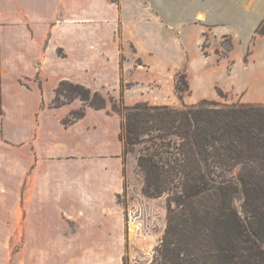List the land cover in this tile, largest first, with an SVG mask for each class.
<instances>
[{
  "label": "crops",
  "instance_id": "1",
  "mask_svg": "<svg viewBox=\"0 0 264 264\" xmlns=\"http://www.w3.org/2000/svg\"><path fill=\"white\" fill-rule=\"evenodd\" d=\"M263 19L264 0H0V264H121L127 166L109 96L122 81L127 105L144 85L174 89L205 29ZM254 65L264 83V60ZM61 80L106 106H52Z\"/></svg>",
  "mask_w": 264,
  "mask_h": 264
},
{
  "label": "trees",
  "instance_id": "2",
  "mask_svg": "<svg viewBox=\"0 0 264 264\" xmlns=\"http://www.w3.org/2000/svg\"><path fill=\"white\" fill-rule=\"evenodd\" d=\"M263 24L255 32L264 34ZM126 86L122 81L120 96H109L121 118L123 159L139 146L142 194L166 197L158 264H264V104L204 98L180 107L127 105ZM174 89L179 98L190 89L184 72L176 73ZM75 98L106 106L100 92L68 80L58 83L52 106ZM83 114L74 110L63 123Z\"/></svg>",
  "mask_w": 264,
  "mask_h": 264
},
{
  "label": "rangeland",
  "instance_id": "3",
  "mask_svg": "<svg viewBox=\"0 0 264 264\" xmlns=\"http://www.w3.org/2000/svg\"><path fill=\"white\" fill-rule=\"evenodd\" d=\"M218 27L221 29H205L201 42L192 44L188 50L190 55L182 50V64L172 79L175 83L178 71L186 74L190 89L183 93L182 98L178 97L173 87L165 91L164 84L160 92L157 85L150 83L144 85L143 97L136 92L132 99H137L138 94L140 100L150 104L176 107L194 104L204 98L264 104V83L254 80L258 75L254 64L264 60V34L255 32L256 27L227 29L230 26L226 24ZM165 78H171L170 74H166ZM127 85L129 87L131 83ZM218 88L226 97L218 94ZM138 149L139 146H136L134 151L126 154L124 189L117 195L126 220L121 264H158L156 247L166 225V197L148 198L142 194V174L136 166Z\"/></svg>",
  "mask_w": 264,
  "mask_h": 264
}]
</instances>
